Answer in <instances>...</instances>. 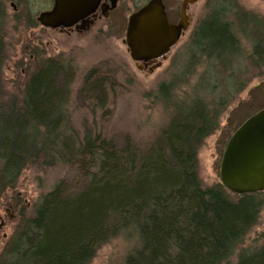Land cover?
<instances>
[{
	"label": "trees",
	"instance_id": "obj_1",
	"mask_svg": "<svg viewBox=\"0 0 264 264\" xmlns=\"http://www.w3.org/2000/svg\"><path fill=\"white\" fill-rule=\"evenodd\" d=\"M215 2L217 17L209 18L192 45L224 67L240 39L232 21L234 0ZM11 22L17 20L0 0V200L8 197L9 205L21 210L0 264H90L97 250L119 235L137 241L124 264H229L233 257V264H264V246L245 245L258 225L264 192L235 195L220 182L205 186L199 175V149L220 129L241 84L217 101L175 106L144 149L130 140L119 146L103 130L80 137L70 133V73L63 60L36 56L22 99L4 101ZM255 40L252 64L259 66L264 39ZM84 81L92 96L109 82L94 74ZM219 84L223 91L229 86ZM37 162L71 167L76 182L56 183L27 216L17 186L23 171Z\"/></svg>",
	"mask_w": 264,
	"mask_h": 264
},
{
	"label": "rangeland",
	"instance_id": "obj_2",
	"mask_svg": "<svg viewBox=\"0 0 264 264\" xmlns=\"http://www.w3.org/2000/svg\"><path fill=\"white\" fill-rule=\"evenodd\" d=\"M3 2L7 13L12 16L9 0ZM233 3L236 19L232 21L240 44L236 45L234 56L224 67H218L214 60L208 61L186 41L181 42L164 67L151 76L137 73L127 54L113 42H89L73 54L69 53L70 49L65 51L68 54L65 62L73 58V65L67 64L70 73V104L67 108L70 133L82 137L88 130L91 133L103 130L119 146L130 140L144 149L170 119L175 106L190 104L195 99L217 101L220 96H226V92L233 94L241 84L243 89L237 92L235 99L229 102L227 99L220 129L206 139L198 152L203 184L211 186L220 182V163L227 141L248 117L264 108V61L259 66L252 64L255 39H264V0H234ZM243 22L245 25L240 28ZM10 28L2 72L5 102L22 99L28 73L36 64L35 60L29 59L28 50L31 52L41 37L39 29L29 30L26 24L16 22L13 25L11 22ZM94 69L113 75L108 80L110 83H105L103 93L92 96L84 90V79L85 74ZM219 82L229 85L226 91ZM74 173V169L61 164L37 162L28 166L17 186L26 215L32 216L40 197L56 183L63 179L75 181ZM19 211L9 205L8 197L0 200V224L1 220L5 223L0 230V257L6 239L16 227ZM245 245L250 248L264 246V207L258 225L247 237ZM136 247L137 241L132 235H119L101 246L90 264H124L128 253ZM235 260L233 257L229 264Z\"/></svg>",
	"mask_w": 264,
	"mask_h": 264
},
{
	"label": "flooded vegetation",
	"instance_id": "obj_3",
	"mask_svg": "<svg viewBox=\"0 0 264 264\" xmlns=\"http://www.w3.org/2000/svg\"><path fill=\"white\" fill-rule=\"evenodd\" d=\"M151 1L9 0L8 4L11 15L17 22L26 24L29 30L39 29L40 43H36L31 52L28 50L30 60L40 56L43 59H58L65 62L68 49H70L69 53L73 54L76 50L85 48L89 42L102 40L113 42L121 48V51L129 57L137 73L151 76L164 67L181 42L193 44L209 18L217 17V2H215L217 0H160L168 23L182 27L179 39L164 55L133 60L127 46L129 19ZM56 12L57 16L54 14L52 17V14ZM45 14L53 18L55 27L46 26L39 21L40 16ZM65 63L71 66L73 58L70 57V60ZM92 74L99 80H109L113 75L108 71L94 69L85 74L84 80ZM1 224L0 230L5 224L3 220Z\"/></svg>",
	"mask_w": 264,
	"mask_h": 264
},
{
	"label": "water",
	"instance_id": "obj_4",
	"mask_svg": "<svg viewBox=\"0 0 264 264\" xmlns=\"http://www.w3.org/2000/svg\"><path fill=\"white\" fill-rule=\"evenodd\" d=\"M54 14L57 16L56 12L52 17ZM52 20L46 14L39 18L42 24L55 27ZM181 31V26L168 23L161 1L152 0L129 19L127 46L132 59L164 55L177 43ZM219 178L223 187L235 195L264 192V108L250 116L229 138Z\"/></svg>",
	"mask_w": 264,
	"mask_h": 264
}]
</instances>
